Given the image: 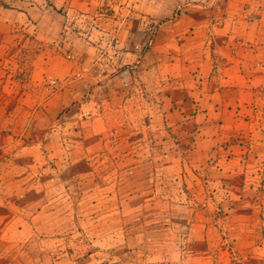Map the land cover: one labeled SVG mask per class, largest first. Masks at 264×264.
<instances>
[{
  "label": "crops",
  "instance_id": "obj_1",
  "mask_svg": "<svg viewBox=\"0 0 264 264\" xmlns=\"http://www.w3.org/2000/svg\"><path fill=\"white\" fill-rule=\"evenodd\" d=\"M39 12L35 20L40 27L45 15ZM25 18L24 11L11 18L1 13L0 36L14 35L12 27ZM249 26V41L231 43L232 37H224L215 49L199 53L189 69L167 72L155 85L120 72L106 79L102 90L82 79L83 74L71 73L60 89L48 93L44 80L68 76L75 64L38 54L25 68L17 60H5L8 52L0 46V264L54 262L59 255L53 250L62 246L64 233L70 231L72 237L78 229L74 220L80 198L100 180L117 181L118 196L105 186L102 207H85L93 217L88 224L101 219L102 228L110 230V215L125 219L128 198L140 201L138 214L143 201L152 203L149 199L158 196V165L174 167L168 184L180 190L174 188L170 198H182L184 203L176 206L188 213V229L205 231L207 237L226 227L262 231L257 244L239 245L240 251L246 248V259H262L264 14L253 16ZM99 92L108 108L102 126L97 124L102 117L94 114ZM134 97L135 107L139 102L146 109L133 114L126 109ZM116 99L118 126L112 114ZM128 182L135 186L130 192ZM209 193L222 202L226 221L210 220L215 206L206 199ZM192 200L197 208L191 207Z\"/></svg>",
  "mask_w": 264,
  "mask_h": 264
},
{
  "label": "rangeland",
  "instance_id": "obj_2",
  "mask_svg": "<svg viewBox=\"0 0 264 264\" xmlns=\"http://www.w3.org/2000/svg\"><path fill=\"white\" fill-rule=\"evenodd\" d=\"M3 1L8 6L0 5V14L11 18L17 11H24L29 17L25 18L24 24L12 27L14 35L0 36V46L8 52L5 60H17L26 68L24 64L28 65L35 56L43 54L46 59L75 64L68 76L44 80L50 87L48 93L60 89L71 73L73 77L83 74L82 79H90L91 86L96 85L100 90L106 79L118 77L120 72L131 78H142L143 83L154 80L155 85L156 80L164 78L167 72L189 69L198 61L199 53L204 49H215L224 37H232L231 43L249 41L247 33L251 29L252 17L264 14V0ZM46 1L56 9L48 6ZM40 10H44L45 17L39 27L35 19ZM50 79L57 82L55 87L48 84ZM98 97L100 101L96 103L94 114L101 118L103 110L106 112L108 108H103L102 92ZM135 101L134 97L131 108L126 109L128 112L134 114L146 109L139 102V107H135ZM112 109L116 118L114 124L118 126L117 99ZM102 119L97 120L99 126L103 125ZM115 137L117 140L120 134L117 132ZM158 148L165 153L160 146ZM154 149V153H159L157 148ZM82 169L87 173V166L80 167ZM98 171L102 173L101 166ZM174 173V167L158 165L154 168L158 196L149 199L152 203L144 204L143 201L138 214L135 209L141 205L140 201L128 198L124 202L127 209L125 219L118 213L110 215V230L102 228L101 219H97L93 226L88 224L93 217L90 213L85 214L89 209L85 207L92 204H96V208L102 207L106 198L105 186L111 187L107 193L118 196L119 183L96 182L95 188L84 194L87 199L80 198L79 215L74 220L78 229L73 231L72 237L70 231L64 233L62 246L53 250L59 257L50 264H168L182 258L185 262L180 264H264V256L248 260L243 254L246 248L241 246L239 250L242 243L257 244L262 231L226 227L218 232H208L207 237L205 231L187 228L188 213H182V208L176 206L184 203L182 198H170L174 188L180 190L178 185L168 184L172 182L168 176ZM125 187L127 192L135 188L133 182H128ZM206 199L215 206L210 211V218L226 221L222 217L225 215L220 205L222 202L211 193ZM194 202L191 201V207L197 208ZM135 216L139 218L135 219Z\"/></svg>",
  "mask_w": 264,
  "mask_h": 264
},
{
  "label": "trees",
  "instance_id": "obj_3",
  "mask_svg": "<svg viewBox=\"0 0 264 264\" xmlns=\"http://www.w3.org/2000/svg\"><path fill=\"white\" fill-rule=\"evenodd\" d=\"M46 3H47L48 6H51L53 9H56V7L52 3L48 2V1H46ZM0 5L2 7H7L8 6L7 3L4 2L3 0H0ZM114 264H119V263H114Z\"/></svg>",
  "mask_w": 264,
  "mask_h": 264
},
{
  "label": "built area",
  "instance_id": "obj_4",
  "mask_svg": "<svg viewBox=\"0 0 264 264\" xmlns=\"http://www.w3.org/2000/svg\"><path fill=\"white\" fill-rule=\"evenodd\" d=\"M48 84L49 85H52V86H56V84H57V82L55 81V80H53V79H50L49 81H48Z\"/></svg>",
  "mask_w": 264,
  "mask_h": 264
}]
</instances>
